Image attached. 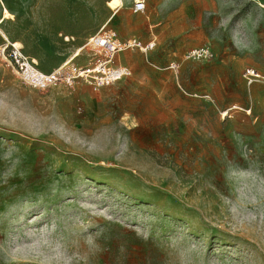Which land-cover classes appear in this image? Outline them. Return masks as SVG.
<instances>
[{
	"label": "rangeland",
	"instance_id": "1",
	"mask_svg": "<svg viewBox=\"0 0 264 264\" xmlns=\"http://www.w3.org/2000/svg\"><path fill=\"white\" fill-rule=\"evenodd\" d=\"M109 1L0 0L43 78L107 60L100 33L148 48L116 54L129 74L110 86L38 87L0 55V264H264V15Z\"/></svg>",
	"mask_w": 264,
	"mask_h": 264
},
{
	"label": "built area",
	"instance_id": "2",
	"mask_svg": "<svg viewBox=\"0 0 264 264\" xmlns=\"http://www.w3.org/2000/svg\"><path fill=\"white\" fill-rule=\"evenodd\" d=\"M132 11L135 14L145 13V0L135 1L132 6ZM90 44H92L95 48L106 51L108 53V59L99 61L98 64L93 68L87 67L78 69L74 67L72 69L71 75L65 74L63 68L45 78H39L35 74L27 75L26 71L29 61L23 57L20 50L8 46V44L0 47V55L14 66V69L17 70L18 74H24L27 77H31L32 83L38 87L52 85L58 81L72 83L73 80L84 78L93 79L99 86H110L122 80L129 74L125 68H113L110 66L116 54L129 48H139L144 52L148 49L141 47V45L135 40L128 41L127 43H121L114 33H105L103 35L100 33L90 39ZM188 58L209 60L213 58V54L208 48H200L188 53ZM31 66L33 67V64ZM174 67L175 64L171 66L172 69ZM244 77L249 81L250 84L262 78L261 75L254 69L247 70Z\"/></svg>",
	"mask_w": 264,
	"mask_h": 264
},
{
	"label": "bare ground",
	"instance_id": "3",
	"mask_svg": "<svg viewBox=\"0 0 264 264\" xmlns=\"http://www.w3.org/2000/svg\"><path fill=\"white\" fill-rule=\"evenodd\" d=\"M135 1H137V0H135ZM123 5H124L123 0H111V1L108 2V4H107L106 6H107V8H109L110 10H112L113 12L115 11L114 14H116V13H117V9L121 8ZM9 14H10L9 10L5 7V8L3 9V15H2V17H1V19H0V27H1V25L5 22V19L7 18V15H9ZM110 20H111V19H110ZM105 25H106V24H105ZM103 27H104V26H103ZM104 30H105V28H104ZM0 31H1V33H2V37L4 38V40H6L8 46H11V47H13V48H15V49H17V50H20V51L24 48L23 45H22L21 43H19V42H15V43H12V44L9 43L10 41H9L8 36H7V35L1 30V28H0ZM1 33H0V34H1ZM79 56H80V53H77V55H76L75 57H71V58L67 61V63L64 64L61 68H64L65 66L69 65L72 61H74L75 58H78ZM32 63H33V65L38 64L36 60H33ZM32 63H31V64H32ZM31 64H30V63L27 64V66L29 65V67H30V68H29L28 75H33V74H35L37 77H39V78H43L45 75L42 74V73H39L38 71H36V70L31 66Z\"/></svg>",
	"mask_w": 264,
	"mask_h": 264
},
{
	"label": "crops",
	"instance_id": "4",
	"mask_svg": "<svg viewBox=\"0 0 264 264\" xmlns=\"http://www.w3.org/2000/svg\"><path fill=\"white\" fill-rule=\"evenodd\" d=\"M256 8L258 9V11H260L263 15H264V0H251ZM3 15V9H1V12H0V19Z\"/></svg>",
	"mask_w": 264,
	"mask_h": 264
}]
</instances>
